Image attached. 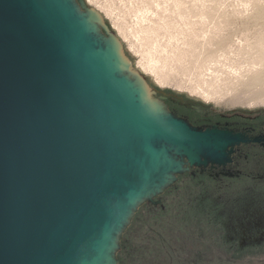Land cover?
Here are the masks:
<instances>
[{
    "label": "water",
    "instance_id": "95a60500",
    "mask_svg": "<svg viewBox=\"0 0 264 264\" xmlns=\"http://www.w3.org/2000/svg\"><path fill=\"white\" fill-rule=\"evenodd\" d=\"M163 99L84 0H0V264H117L184 159L227 158Z\"/></svg>",
    "mask_w": 264,
    "mask_h": 264
},
{
    "label": "rangeland",
    "instance_id": "374dc122",
    "mask_svg": "<svg viewBox=\"0 0 264 264\" xmlns=\"http://www.w3.org/2000/svg\"><path fill=\"white\" fill-rule=\"evenodd\" d=\"M84 1L102 15L157 96L228 111H264V0ZM176 205H167L163 215L148 211L144 220L133 221L127 232L133 236L130 251L116 254L121 264H264V247L231 255L209 236L205 255L170 257L169 245L177 243L156 236L170 239L184 232ZM149 239L153 242L144 248ZM144 249L151 250L146 257L138 253Z\"/></svg>",
    "mask_w": 264,
    "mask_h": 264
},
{
    "label": "flooded vegetation",
    "instance_id": "af4514ba",
    "mask_svg": "<svg viewBox=\"0 0 264 264\" xmlns=\"http://www.w3.org/2000/svg\"><path fill=\"white\" fill-rule=\"evenodd\" d=\"M161 96L170 113L193 127L229 132L238 139L227 148V158L220 163L192 166L184 159V171L154 197L158 203L145 201L135 211L120 237L117 254L130 251L133 236L127 232L135 219L144 220L148 211L163 215L172 203L183 215L180 221L185 230L169 235L170 239L161 233L156 236L163 243H177L176 247L169 245L170 257L191 252L205 255L208 236L219 251L231 255L251 248L260 250L264 247V111L221 110L177 96ZM149 240H145L144 248L150 247L153 239ZM150 252L144 249L138 253L146 257ZM117 261L121 264V259Z\"/></svg>",
    "mask_w": 264,
    "mask_h": 264
}]
</instances>
